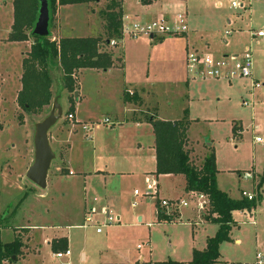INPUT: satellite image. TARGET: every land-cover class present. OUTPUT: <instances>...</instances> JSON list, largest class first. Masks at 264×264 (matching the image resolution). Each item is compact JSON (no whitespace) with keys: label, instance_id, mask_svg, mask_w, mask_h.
<instances>
[{"label":"rangeland","instance_id":"rangeland-1","mask_svg":"<svg viewBox=\"0 0 264 264\" xmlns=\"http://www.w3.org/2000/svg\"><path fill=\"white\" fill-rule=\"evenodd\" d=\"M13 2L0 0V215L4 220L0 232L3 243L14 239L15 230L19 228L16 226L23 224L25 215L29 218V224L35 227L51 222L57 225L66 224L67 218L69 224L74 226H80L82 222L81 209L76 208L71 201V196L73 200L77 196V199H82L80 189L72 190L68 181H62L53 189L42 190L25 178L28 168L34 161L35 127L50 114L54 102L62 108L63 115L48 132V142L54 155L49 172L62 161L64 152L58 148L54 137L58 128L62 129L61 126L68 125L65 118L69 109L68 102L73 101L74 93L69 94L65 90L62 72L53 66L49 70L52 82L50 104L37 113L25 112L18 106L17 97L21 91L23 74L21 63L27 56L33 39L29 38L28 42L21 43H11L7 40L14 21ZM140 2L141 0H123L124 13L135 20L142 12L150 19L149 22H152L159 19L165 4L177 6L176 10L170 12L173 16L176 13L186 15L187 41L184 38L186 34L176 37L161 35L153 39L154 43L144 36L138 39L126 36L115 47L106 45L100 49L109 52L118 47L115 51L122 56L126 74L130 77L135 75L138 83L147 84L154 89L155 97L153 96L152 103L157 105L159 117L170 119L176 117L179 120L182 105H186L187 117L193 120L188 137L198 142L202 149H206L208 144L211 145V149L208 148L205 155L212 150L216 156L218 173L216 184L219 190L228 193L233 199L240 196L241 191L254 194L252 200L256 202V209L252 210V214H248L247 210L234 212L233 220L239 227L232 229L231 240L223 243L221 249L225 261L234 264L253 263L256 253H264V197H260L259 190L256 189L264 172V38L258 39L254 36L264 31V5L257 3L250 8V0H246L244 2L246 9L243 10L232 9L230 0H172L169 3H164L165 0H154L150 7ZM108 5V1L90 2L86 5H76L70 10L56 6L50 14L51 40L54 36L55 40H58L63 36L62 31L70 27L83 31H86V28L92 29L93 34L105 39L102 13ZM147 7L149 8L146 9ZM238 29H241L242 33L236 32ZM163 38L165 39L161 41ZM223 40L228 42V46L223 44ZM248 46L252 48V79H255L253 74L259 79L260 82L256 81L260 85L259 88H251L252 82L249 79L234 81L231 84L218 80L188 81L190 90L187 89L184 84L186 82L184 60L187 54L185 47L190 52L195 51L197 47L199 52L222 57L225 54L231 56L232 51H238L240 48L243 50ZM85 74L88 73L79 75L78 80L75 78V87L76 82L80 84L84 82V86H88V83L96 79L90 73ZM102 81L103 78L100 79V82ZM127 95L137 97L136 94ZM103 99L104 104L113 103L112 96H108L107 99L103 96ZM133 109V113H130L132 115L141 113V116L148 118L150 114L137 104ZM101 119L103 118L98 121ZM146 127L144 124L143 129ZM257 137L261 138L263 143H257L255 141ZM192 158L195 163L200 160L197 155ZM244 172H252L256 176L252 181H243L238 175ZM146 183L147 180L145 183L139 180L129 184L126 197L121 204L127 215L121 217L119 223L111 225L112 227H102V232L110 230L112 238L119 242L117 243L119 249L127 253L128 264L189 261L192 249L202 246V239L197 241L204 230L192 234L191 228L184 224H158L154 215L157 199L156 210L159 212L166 210L169 218L176 221L179 220L182 205H179L178 199H163L171 205L168 208H160L159 204L163 201L160 200L161 193L158 195L151 191L149 194ZM168 183L166 180V184ZM98 186L96 184L94 188L97 189ZM134 190L140 195L134 196ZM63 195L65 198H61ZM183 200L196 212L201 211V215L205 211L197 209L200 199L192 201L185 196ZM133 203L134 210L131 209ZM138 211L144 219L143 225L135 220L134 214ZM111 215L117 218L113 211ZM102 220L101 218L99 221ZM146 223H150L148 228L144 226ZM121 225L126 226L119 227ZM113 226L118 228L111 229ZM206 227L211 229V226ZM86 228L87 231L75 227L70 229L72 230L70 234L73 239H85L89 247L94 249L97 244L96 227ZM235 238L240 240L239 244H233ZM90 250L89 248L88 251ZM138 257H143L144 261L139 262ZM77 264L91 262L89 259L87 262L79 260Z\"/></svg>","mask_w":264,"mask_h":264},{"label":"crops","instance_id":"crops-1","mask_svg":"<svg viewBox=\"0 0 264 264\" xmlns=\"http://www.w3.org/2000/svg\"><path fill=\"white\" fill-rule=\"evenodd\" d=\"M146 2L147 4H143L141 2L140 4L145 6L149 5L150 7L154 0H146ZM169 2H172V0H165L164 3ZM257 3L264 5V0H250L249 7L251 8V6L254 4L257 5ZM121 5L122 16L126 22L133 21L139 24L149 22L150 19H148L144 13L142 14V12L136 16L134 20L132 16L124 13L123 0H121ZM71 7H76V5H70L61 8H66L64 10H70ZM177 8V6L175 7L165 4L163 12L159 14V17L169 16L172 18L173 15L171 12ZM88 29L89 28H86V31H88L86 32L82 29L70 27L68 30L62 31L63 33L61 34L63 36H60L58 40L62 38L71 39L99 37L98 35L92 33V29ZM236 32L242 33V30L238 29ZM226 33H228V31ZM184 38L187 41V34ZM53 39H56V37L54 36ZM164 39L165 38L161 39V41ZM150 41H152L151 43H154L153 40ZM223 44L228 46L227 41L223 40ZM117 48H115L113 51H109L113 55V66L108 68L107 71L89 69L80 70L76 73L75 78L77 77V80L79 75L84 73H88L85 75H89L90 73L94 75L96 79H94L93 82L88 83V86H84V82H81V84L76 82L77 87H75V91L77 92V96L76 98L73 96L72 101L74 106V112L72 113L73 121L72 123L67 122L68 125L61 126L62 129L58 128L54 137V141L57 142L58 148L63 150L64 153L61 158L62 161H60V163L57 164L56 167L53 168V170L47 175L48 178L45 189H53L62 183V181H68L70 183V187H72V190L76 188L80 189L83 194L81 197L82 199H77V196L73 200V196H71V201L74 202L76 208H79V210L81 209V225L74 226L73 224H69L70 222L67 218L66 224L57 225L51 222V224H43L39 227H35L29 224V218L27 215H25L22 221L23 224L16 226L19 228L16 229L14 234V238L19 237L21 240V254L15 262L6 264H77L79 260L81 262H87L88 259L90 260L91 264H128L127 253L123 249H119L120 247L117 246V243L119 242L117 239L112 238L113 236L110 235V230H106L105 233H98L97 231L95 232V236H97V244H95L96 246L93 249L92 247H89L85 239H76L75 237V239H73V236L70 234L72 230L70 229L76 227L87 231V228L83 226L86 218H90L92 223L99 221L101 219L100 215L102 210L109 212L110 216H112L111 213L113 211L120 221L121 217L127 215V212L123 211L121 208V204L124 202L129 184H133L134 181L141 180L143 183H145V180H147L154 182V192L158 193V195L161 193L160 200L178 199L180 202L183 201L186 203V201L183 200L185 196H188V199L192 201H198L200 199L196 196H190V194L185 191V180L182 175H154L156 157L154 150L155 139L153 136L152 125L147 122V118H144V115L141 116V113H137V115H132L130 113H133V108L137 104L147 113H150L147 117H152L154 118L153 120L178 122L182 118H185L190 122L187 129V139H189L190 142L189 149L191 158L194 155H197L200 158L199 161H202L206 157L205 154L207 149H211V145L208 144L206 145V149H202L200 145H198V142L196 143L188 137V130L191 127L193 120L188 119V109H185V104L182 105V111L179 113V120L176 117L174 119L164 118L162 116L159 117L158 107L156 104L152 103L153 96L155 97L153 94L154 89L147 84L142 85L141 83H138L134 78L135 75L130 77L126 74L122 56L120 53L117 54L115 51ZM246 48H250V46L245 47L244 49ZM250 49L252 51V48ZM184 50L185 52L187 51V53L190 52L187 47H185ZM194 50L199 51L197 47H195ZM243 50L241 48L238 51L234 50L231 52V55L240 54L243 52ZM223 56L228 55L225 54ZM101 78H103V84L100 82ZM253 78H255L253 81L260 82L257 77H254V74ZM185 80L186 82L184 84L186 85L187 89L190 90L188 81L196 80H190L187 78V76ZM235 81L241 82L243 80ZM83 86L84 88H82ZM127 93L133 95L136 94L137 97H128ZM103 96L105 99H107L108 96H112L113 103L110 104L108 102L104 104ZM128 103H132L134 105H130ZM68 106L70 108L69 104ZM130 115L132 116L129 119ZM100 118H103L101 121L104 119H109L110 123L112 124L110 126L100 125L96 128H91L89 131L82 129V126H90L95 123H100L101 121H98ZM144 124L147 125L145 129H143ZM255 173L254 176H256ZM166 180H168V184H166ZM96 184L99 185L97 189L94 188ZM226 194L229 196L228 193ZM139 195V192L138 195H135L134 193V196ZM259 196L264 197V184L259 189ZM240 197L241 195L234 199H241ZM61 198H65L64 195ZM230 198L233 199L232 197ZM157 202L158 199L154 205V215L158 224H184L191 228L192 234H197L201 230H204L203 235L199 234L200 238L197 241L199 242L200 239H202V246H197L196 249H192V253L193 251L200 252L201 250L205 249L206 240L213 237L218 229L216 225L204 219L205 211L201 215V211L196 212L193 207H188L186 203V206H181L182 208L178 221L174 220L173 222H158L156 210ZM51 207L52 206L50 204V208ZM134 207L135 206H132L131 209L134 210ZM253 209H256V204L252 210ZM252 210H247V213L252 214ZM134 215L135 220L143 225L142 223L144 219L141 213L138 211L135 212ZM235 223V227H239L236 221ZM125 226L126 225H121L119 227ZM144 226L148 228L150 223H146ZM206 226H211V229H209V227L207 229ZM115 228L118 227L111 229ZM239 243V239L235 238L233 240V244ZM222 245L223 243L219 247L220 255L218 262H220V264H234L232 262L223 260L221 255ZM89 248L91 249L90 251H88ZM65 251H70V255L68 257H62L58 259L54 257L55 254L63 253ZM138 261L143 262L144 258L138 257ZM189 261L183 263L168 261L165 263L153 264H170L169 262L174 264H188Z\"/></svg>","mask_w":264,"mask_h":264},{"label":"trees","instance_id":"trees-1","mask_svg":"<svg viewBox=\"0 0 264 264\" xmlns=\"http://www.w3.org/2000/svg\"><path fill=\"white\" fill-rule=\"evenodd\" d=\"M13 25L8 34L11 43L28 42L33 39L27 56L22 60L21 91L17 97L18 106L25 112L42 110L50 104L51 78L50 68L56 66L62 72L63 86L72 94L75 92V75L80 70H103L113 66V55L104 52L101 46L108 45L112 39H122L120 33L123 16L121 0H46L49 13V36H34L32 31L37 21L40 0H13ZM108 1L109 5L102 13L104 19L102 37L71 38L51 40L50 27L52 18L50 14L56 6L86 5L90 2ZM141 3L147 4L146 0ZM71 101V100H70ZM69 101L70 108L67 115L74 112L73 103ZM147 118L152 125L155 139L156 166L154 175H182L185 180V191L190 196L204 197L206 202L204 219L218 227L216 234L205 242V249L193 251L188 264H220L219 247L222 243L230 241V233L235 228L232 214L235 211L252 210L255 200L231 199L225 192L220 191L216 184V156L210 150L206 157L195 163L190 156V142L187 139V129L190 122L182 118L178 122L157 121ZM234 132V128L232 130ZM264 184V174L256 189ZM156 207L157 204H156ZM207 211V212H206ZM158 222H173L166 210L160 211ZM3 218L0 215V230L3 228ZM16 231V230H15ZM22 243L19 237L13 241L2 243L0 232V264L12 263L21 254ZM170 264H174L169 262Z\"/></svg>","mask_w":264,"mask_h":264},{"label":"built area","instance_id":"built-area-1","mask_svg":"<svg viewBox=\"0 0 264 264\" xmlns=\"http://www.w3.org/2000/svg\"><path fill=\"white\" fill-rule=\"evenodd\" d=\"M246 0H230V7L232 9H243L244 2ZM186 15L183 13H176L175 16L167 17L161 16L159 19L149 23H136L133 22L128 24L123 19L122 27L120 33L122 34V39H113L108 44V46L115 47L118 42H122L124 38L127 36L131 39H138L141 36L147 37L150 40H153L156 37L161 35H169L176 37L177 35H185L188 32ZM258 39L264 38V31L258 32L256 35ZM185 68H186V76L190 80H201V81H214L220 80L231 83V81L235 80H252V88H259V84L252 79V51L250 48H246L242 53L231 56H222L215 57L209 54H205L203 52H199L197 50L193 52H188L185 58ZM245 106V102H243ZM69 123L73 121V114L67 115L65 118ZM109 119H104L100 123H95L90 126H82L83 130H91V128H96L100 125L108 126L111 125ZM257 143H263L262 139L257 137L255 139ZM243 181H252L255 176L251 172H244L242 175L238 176ZM147 191L150 194L151 191L155 190V183L152 181H147ZM135 195H138L137 191H134ZM241 197L246 199L247 201H251L254 198V194L250 192H241ZM199 207L197 209H204L206 202L204 201L203 196H199ZM160 208H168L171 203L163 200L160 202ZM181 206H186V203L181 201L179 203ZM132 206H135L133 203ZM159 214V210H157V216ZM168 214V213H166ZM102 222L96 221L92 223L90 218H86L83 226H95L98 233L102 232V227L111 226L119 223V218H114L110 216L109 212L105 210L101 211ZM70 255V251H65L63 253L55 254L54 257L56 259L62 257H68ZM253 263H242V264H264V253H256L254 255Z\"/></svg>","mask_w":264,"mask_h":264},{"label":"water","instance_id":"water-1","mask_svg":"<svg viewBox=\"0 0 264 264\" xmlns=\"http://www.w3.org/2000/svg\"><path fill=\"white\" fill-rule=\"evenodd\" d=\"M37 21L32 34L39 37H48L49 35V13L46 0H40ZM76 98L77 92H74ZM53 108L50 114L37 123L35 127L34 155L33 164L28 168L25 178L38 189L44 190L47 185V175L51 167L54 155L48 142V132L55 126V123L62 118L63 111L56 102L52 104Z\"/></svg>","mask_w":264,"mask_h":264}]
</instances>
